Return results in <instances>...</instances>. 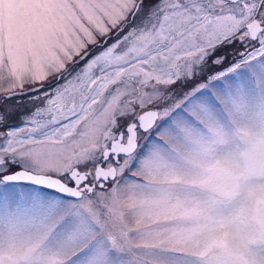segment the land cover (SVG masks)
Segmentation results:
<instances>
[{
	"label": "snow or ice",
	"instance_id": "6c2138e0",
	"mask_svg": "<svg viewBox=\"0 0 264 264\" xmlns=\"http://www.w3.org/2000/svg\"><path fill=\"white\" fill-rule=\"evenodd\" d=\"M0 264H264V0H0Z\"/></svg>",
	"mask_w": 264,
	"mask_h": 264
}]
</instances>
